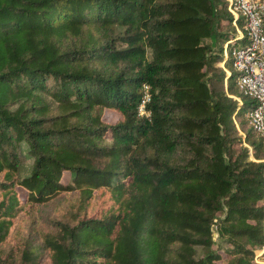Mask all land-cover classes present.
<instances>
[{"label": "trees", "instance_id": "1", "mask_svg": "<svg viewBox=\"0 0 264 264\" xmlns=\"http://www.w3.org/2000/svg\"><path fill=\"white\" fill-rule=\"evenodd\" d=\"M232 20L224 0H0V264H261L264 144L218 66ZM74 192L41 245L3 251Z\"/></svg>", "mask_w": 264, "mask_h": 264}, {"label": "built area", "instance_id": "2", "mask_svg": "<svg viewBox=\"0 0 264 264\" xmlns=\"http://www.w3.org/2000/svg\"><path fill=\"white\" fill-rule=\"evenodd\" d=\"M236 29L237 41L224 44L222 68L227 75L238 74L237 86L242 95L252 101L245 118L264 144V0H224ZM229 60L232 69L225 67ZM239 100L240 98L237 97ZM149 88L143 86L138 107L140 115H148L146 104ZM264 230V223H263ZM255 261L264 264V245L256 250Z\"/></svg>", "mask_w": 264, "mask_h": 264}, {"label": "rangeland", "instance_id": "3", "mask_svg": "<svg viewBox=\"0 0 264 264\" xmlns=\"http://www.w3.org/2000/svg\"><path fill=\"white\" fill-rule=\"evenodd\" d=\"M224 60V55H223ZM222 60V62H223ZM222 62L218 64L222 68ZM225 67L230 68L231 64L228 60L225 62ZM223 69V68H222ZM224 70V69H223ZM226 73V72H225ZM224 87L226 88V83L224 80ZM55 113V111H52ZM105 113V118L109 121L116 120L119 115L116 113ZM241 119L245 122V115L243 113ZM248 127L247 123L245 125ZM237 129L239 134L244 133L241 130L239 124L237 125ZM243 132V133H242ZM21 170L20 176H27L30 173L32 159L26 154L24 148L21 150ZM250 160L253 158L250 156ZM19 194L22 196L23 191L18 188ZM77 192L64 194L57 197L54 201L47 203L40 207V217L37 221L32 222L29 215L21 214L17 218V222L13 228L12 233L10 234L8 243L3 247V251L6 253L8 250L13 248L21 249L22 247L26 246L27 244H33L35 246H39L42 244V240L40 239L41 231L45 232H54L55 230V223L57 221H65L70 219L71 212L75 208V204L77 202ZM20 247V248H19ZM46 253L43 254V258H46Z\"/></svg>", "mask_w": 264, "mask_h": 264}, {"label": "water", "instance_id": "4", "mask_svg": "<svg viewBox=\"0 0 264 264\" xmlns=\"http://www.w3.org/2000/svg\"><path fill=\"white\" fill-rule=\"evenodd\" d=\"M215 240V238H213Z\"/></svg>", "mask_w": 264, "mask_h": 264}]
</instances>
